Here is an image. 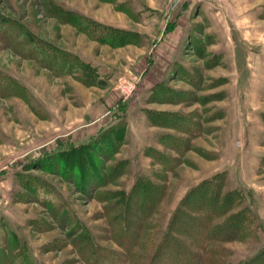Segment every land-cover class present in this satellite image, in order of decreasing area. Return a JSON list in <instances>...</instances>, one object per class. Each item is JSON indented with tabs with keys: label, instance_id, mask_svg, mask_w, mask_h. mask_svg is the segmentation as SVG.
<instances>
[{
	"label": "rangeland",
	"instance_id": "rangeland-1",
	"mask_svg": "<svg viewBox=\"0 0 264 264\" xmlns=\"http://www.w3.org/2000/svg\"><path fill=\"white\" fill-rule=\"evenodd\" d=\"M208 181L248 221L203 257L260 264L264 0H0V264H87L81 237L96 264L123 261L111 221L150 184L163 196L134 260L149 264Z\"/></svg>",
	"mask_w": 264,
	"mask_h": 264
},
{
	"label": "trees",
	"instance_id": "trees-1",
	"mask_svg": "<svg viewBox=\"0 0 264 264\" xmlns=\"http://www.w3.org/2000/svg\"><path fill=\"white\" fill-rule=\"evenodd\" d=\"M71 21L81 30L91 33L87 25L82 26L78 21ZM96 34L95 38L99 41L115 46L131 42L129 35L124 33H113L105 30ZM15 41L9 38L8 42L12 44ZM43 51L45 54L43 53L42 57L38 59L35 57L37 61L50 67H52L51 65H58L61 68L68 69L70 66L68 65L69 61L67 66L63 62L65 53L62 51H57L60 53L57 56L51 54L48 50ZM26 53L33 57L30 51H26ZM139 190L142 192L141 188ZM143 190L142 193L139 192L136 195L137 199L132 206L134 211L128 209V212L117 215L111 221L117 239L116 242L125 252L124 255H121L124 257L123 261L121 260L117 264H138L137 261L134 262V260L138 259L135 248L138 246V241L142 236V224L151 218L159 202V199L150 201L159 192L158 187L149 184ZM159 193H161L160 197L163 196V191L160 190ZM186 200L190 202L189 204L185 203L188 208L193 209L192 213L187 210L176 212L166 239L149 264H218L219 259L203 257V254H213L211 242L231 241L241 238L243 235L245 236L247 216L241 213L230 215L235 208L237 199L234 196L223 195L221 188L213 181H208L203 186L193 189L186 197ZM130 206L129 204L128 207ZM196 213L202 214L203 217H197ZM175 234L186 237L190 240L189 243L174 237L173 235ZM126 237H130L131 241L127 240ZM82 238H79L81 242L79 244L81 258L87 264H96L95 262L102 251H98L97 248L94 249V244L91 243L89 238ZM257 260V262L264 264V256L262 254ZM249 263H251L250 260L243 264Z\"/></svg>",
	"mask_w": 264,
	"mask_h": 264
}]
</instances>
